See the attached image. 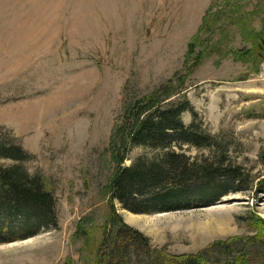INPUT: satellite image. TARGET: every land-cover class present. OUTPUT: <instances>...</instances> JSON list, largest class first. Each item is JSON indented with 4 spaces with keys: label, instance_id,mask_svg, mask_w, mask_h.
Wrapping results in <instances>:
<instances>
[{
    "label": "rangeland",
    "instance_id": "rangeland-1",
    "mask_svg": "<svg viewBox=\"0 0 264 264\" xmlns=\"http://www.w3.org/2000/svg\"><path fill=\"white\" fill-rule=\"evenodd\" d=\"M232 3L246 29H261L264 0ZM229 8L224 0H0V131L27 152L23 166L43 178L58 218L56 229L0 244V264L94 263L116 168L112 137L135 104L156 99L187 102L251 187L187 210L134 214L115 202L116 212L168 254L257 233L264 42H245ZM217 10L226 15L207 33L204 16ZM181 118L189 124L192 114ZM144 153L133 148L122 165Z\"/></svg>",
    "mask_w": 264,
    "mask_h": 264
},
{
    "label": "trees",
    "instance_id": "trees-1",
    "mask_svg": "<svg viewBox=\"0 0 264 264\" xmlns=\"http://www.w3.org/2000/svg\"><path fill=\"white\" fill-rule=\"evenodd\" d=\"M224 3L230 7L231 23L240 29L244 41L252 47L258 41L263 44L264 13L261 29H246V16L232 0ZM225 15L221 10L211 18L205 15L204 30L210 33ZM199 39L197 34L196 45ZM157 101L135 104L126 116L122 134L112 137L110 148L116 168L108 182L109 212L93 264H264L263 220L254 236L215 241L194 253L168 254L152 246L116 212L115 202L134 214L187 210L251 187L249 173L232 164L226 146L201 129L197 113L187 102L162 107ZM185 111L192 114L189 124L181 118ZM133 148L149 153L136 157L129 166L122 165ZM191 149L200 155L192 156ZM26 155L15 138L0 131V161L11 162L0 164V244L58 227L53 194L40 175L30 174L23 166ZM260 158L264 165L263 154ZM258 179L255 186L264 192V174Z\"/></svg>",
    "mask_w": 264,
    "mask_h": 264
}]
</instances>
